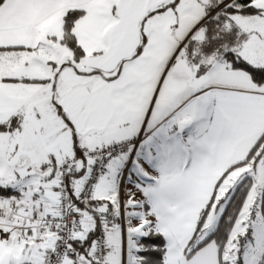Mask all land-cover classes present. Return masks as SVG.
<instances>
[{
    "label": "snow or ice",
    "instance_id": "1",
    "mask_svg": "<svg viewBox=\"0 0 264 264\" xmlns=\"http://www.w3.org/2000/svg\"><path fill=\"white\" fill-rule=\"evenodd\" d=\"M0 264H264V0H0Z\"/></svg>",
    "mask_w": 264,
    "mask_h": 264
}]
</instances>
